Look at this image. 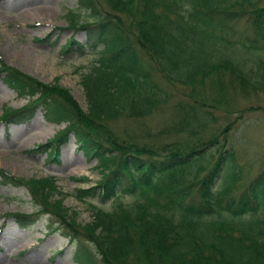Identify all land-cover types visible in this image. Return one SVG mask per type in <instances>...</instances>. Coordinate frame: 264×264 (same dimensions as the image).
Wrapping results in <instances>:
<instances>
[{"label":"trees","instance_id":"obj_1","mask_svg":"<svg viewBox=\"0 0 264 264\" xmlns=\"http://www.w3.org/2000/svg\"><path fill=\"white\" fill-rule=\"evenodd\" d=\"M76 2L88 21L79 23V12L69 11L68 27L83 30L86 42L70 38L61 48L96 52L81 76L87 109L67 89L0 58L1 82L27 99L19 110L6 108L0 122L29 123L41 108L46 122L65 123L35 150L58 162L73 136L103 175L74 197L111 208L91 204L92 221L82 225L64 207L55 177L21 179L0 168V184L24 186L36 207L32 215L9 217L24 229L47 216L50 234L80 243L75 260L83 264L94 262L81 242L92 243L102 264H264V171L236 189L233 122L212 127L213 108H223L225 116L244 113L252 108L241 106L244 101L264 95V0ZM210 83L200 100L172 105L171 122L162 129L169 143L120 139L113 132L120 118L137 121L162 110L172 99L170 89Z\"/></svg>","mask_w":264,"mask_h":264},{"label":"rangeland","instance_id":"obj_2","mask_svg":"<svg viewBox=\"0 0 264 264\" xmlns=\"http://www.w3.org/2000/svg\"><path fill=\"white\" fill-rule=\"evenodd\" d=\"M98 1L105 7L102 0ZM69 11L79 12V23L88 21L87 16L79 11L76 0H0V58L5 65L37 81L49 85L56 83L67 89L85 111L87 101L80 84L81 76L91 70L97 55L87 47L79 51L75 46L62 53L61 47L70 38L79 44L86 42L83 30L75 31L68 27ZM199 86L193 89L178 85L170 89L172 99L165 105L167 108L164 106L157 113L137 121L120 118L112 124L113 132L120 139L142 137L155 144L169 143L172 137L162 129L166 130L171 122L172 105L200 100L201 95H207L213 85L210 83V87L205 89ZM26 102V98L17 96L0 80V117L6 108L17 110ZM245 105L252 108L228 116H225L223 108L212 109V127L216 130L233 122L229 137L237 164L236 189H241L257 173L264 171V95L241 104ZM64 127L65 124L46 122L41 108L29 123L8 126L0 123V168L21 179L55 177L56 186L64 198V207L75 212L77 221L85 225L92 221L91 204L111 208L109 204H101L93 198L79 201L74 197L76 189L90 188L103 176L93 170L95 162L88 161L77 150L73 137L60 148L58 162L48 161L45 153L31 151L51 140ZM86 177V182L74 180ZM130 200L125 198L124 202L129 203ZM35 209L24 186L0 184V264H83L75 260L80 243L67 240L61 233L50 234L47 229L51 223L47 216L39 217L33 226L24 229L9 217L13 213L32 215ZM81 248L94 264H102L92 243L81 242Z\"/></svg>","mask_w":264,"mask_h":264},{"label":"bare ground","instance_id":"obj_3","mask_svg":"<svg viewBox=\"0 0 264 264\" xmlns=\"http://www.w3.org/2000/svg\"><path fill=\"white\" fill-rule=\"evenodd\" d=\"M39 13V12H38Z\"/></svg>","mask_w":264,"mask_h":264}]
</instances>
